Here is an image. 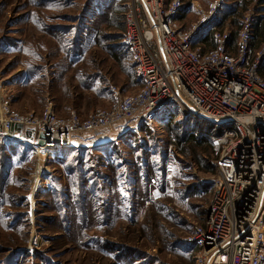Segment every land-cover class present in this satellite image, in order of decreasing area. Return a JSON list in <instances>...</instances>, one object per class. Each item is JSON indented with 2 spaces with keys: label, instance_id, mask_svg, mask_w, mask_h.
Segmentation results:
<instances>
[{
  "label": "rangeland",
  "instance_id": "374dc122",
  "mask_svg": "<svg viewBox=\"0 0 264 264\" xmlns=\"http://www.w3.org/2000/svg\"><path fill=\"white\" fill-rule=\"evenodd\" d=\"M128 1L0 0V102L37 116L52 104L58 117L84 120L109 107L111 88L136 93L122 45ZM180 1L192 22V2L211 0ZM251 14L264 39V0L221 10L233 44ZM178 115L170 105L152 126L39 156L0 134V264H195L186 238L204 224L217 130Z\"/></svg>",
  "mask_w": 264,
  "mask_h": 264
},
{
  "label": "built area",
  "instance_id": "2783aa9c",
  "mask_svg": "<svg viewBox=\"0 0 264 264\" xmlns=\"http://www.w3.org/2000/svg\"><path fill=\"white\" fill-rule=\"evenodd\" d=\"M227 2H192L196 18L187 22L180 0H129L122 45L140 89L111 88L109 107L84 120L76 111L58 117L52 104L37 116L0 102V134L39 156L152 126L175 105L178 117L222 131L211 138L219 156L204 224L186 238L195 264H264V42L253 46L258 17L251 14L233 44L229 24L219 23ZM170 141L172 150L174 135Z\"/></svg>",
  "mask_w": 264,
  "mask_h": 264
},
{
  "label": "trees",
  "instance_id": "16d2710c",
  "mask_svg": "<svg viewBox=\"0 0 264 264\" xmlns=\"http://www.w3.org/2000/svg\"><path fill=\"white\" fill-rule=\"evenodd\" d=\"M170 1V0H169ZM124 33V32H123ZM234 36V35H233ZM139 83V82H138ZM199 126L202 128V130H204L203 128H205V127H211V128H214L215 130H217V132L214 134V135H220L221 133H222V131H221V129L220 128H218V127H216V126H214L213 124H199ZM200 133H202L201 131H200ZM192 139H191V144L193 143L195 146H199V144H200V142L197 140V139H195V138H193V137H191ZM192 146V145H191ZM58 150H65V149H57V151ZM55 151V150H54ZM186 153H190V155L193 157V159L196 157V156H198L197 154H196V151L194 150L193 151V153H191V152H189V151H186ZM195 160H196V158H195ZM198 164H200L201 162H202V157L201 156H198V160L196 161Z\"/></svg>",
  "mask_w": 264,
  "mask_h": 264
},
{
  "label": "crops",
  "instance_id": "0c3cea01",
  "mask_svg": "<svg viewBox=\"0 0 264 264\" xmlns=\"http://www.w3.org/2000/svg\"><path fill=\"white\" fill-rule=\"evenodd\" d=\"M258 31H259V30L257 29V30L255 31V34H254L253 46H255V47L258 46L260 43H262V41H264L263 37L260 36V34H259Z\"/></svg>",
  "mask_w": 264,
  "mask_h": 264
},
{
  "label": "water",
  "instance_id": "95a60500",
  "mask_svg": "<svg viewBox=\"0 0 264 264\" xmlns=\"http://www.w3.org/2000/svg\"><path fill=\"white\" fill-rule=\"evenodd\" d=\"M38 145H39L40 147H42V146L45 145V140H44L43 135H40L39 140H38Z\"/></svg>",
  "mask_w": 264,
  "mask_h": 264
},
{
  "label": "bare ground",
  "instance_id": "6f19581e",
  "mask_svg": "<svg viewBox=\"0 0 264 264\" xmlns=\"http://www.w3.org/2000/svg\"><path fill=\"white\" fill-rule=\"evenodd\" d=\"M102 141H107V139H103ZM40 155H41V153H40Z\"/></svg>",
  "mask_w": 264,
  "mask_h": 264
}]
</instances>
